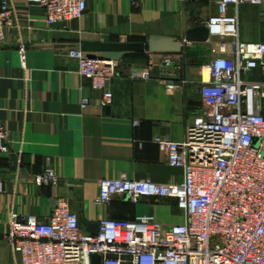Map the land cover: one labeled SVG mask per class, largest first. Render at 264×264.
<instances>
[{
  "label": "crops",
  "instance_id": "0c3cea01",
  "mask_svg": "<svg viewBox=\"0 0 264 264\" xmlns=\"http://www.w3.org/2000/svg\"><path fill=\"white\" fill-rule=\"evenodd\" d=\"M9 1L12 23L0 43V120L9 147L0 156V264L13 263L3 239L10 215L46 221L60 200L88 232L103 219L154 216L167 228L183 223L175 200L134 205L124 196L107 206L97 200L105 179L184 181V170L169 165L160 142L185 140L188 126L204 112L202 68L215 51L234 45L233 38L211 34L204 43L182 39L184 21L187 30L208 28L219 0H88L82 19L54 27L41 7ZM229 14L238 16L241 43H264V5L230 6ZM150 36L183 41V50L136 53L117 62V77L108 85L113 100L106 106L103 92L90 87L68 55L83 42H146ZM247 78L264 80L259 72ZM49 169L57 183L38 184L36 176Z\"/></svg>",
  "mask_w": 264,
  "mask_h": 264
},
{
  "label": "built area",
  "instance_id": "2783aa9c",
  "mask_svg": "<svg viewBox=\"0 0 264 264\" xmlns=\"http://www.w3.org/2000/svg\"><path fill=\"white\" fill-rule=\"evenodd\" d=\"M43 9L50 27L80 20L88 0H27ZM264 5V0H219V14L208 23L210 34L234 39L230 50L214 52L201 70L204 112L188 126L183 142L165 141L168 163L185 172L180 184H155L126 176L100 182L97 204L128 197L175 200L184 222L163 227L154 216L134 220L103 219L97 233L82 228L78 216L60 200L46 221L33 214H11L3 236L12 264H264V43L239 41L238 16L230 6ZM13 6L0 4V43L12 23ZM68 55L93 90L111 104L108 85L117 62L90 59L80 48ZM172 64V57L165 59ZM208 70L210 80L204 79ZM149 73L141 74L147 77ZM173 86H169L172 89ZM86 99L82 107L86 108ZM9 152L0 120V156ZM38 184H56L52 170L36 176ZM5 192L0 179V195Z\"/></svg>",
  "mask_w": 264,
  "mask_h": 264
},
{
  "label": "water",
  "instance_id": "95a60500",
  "mask_svg": "<svg viewBox=\"0 0 264 264\" xmlns=\"http://www.w3.org/2000/svg\"><path fill=\"white\" fill-rule=\"evenodd\" d=\"M185 18V17H184ZM210 37V30L205 27H196L187 30L184 21V32L182 39L184 42H207ZM183 41H178L174 38L150 36L146 42H83L81 50L87 54L90 59L104 62H120L125 57L136 53H167L180 54L183 50ZM89 232L97 233V226L93 225ZM94 257V263H99V259Z\"/></svg>",
  "mask_w": 264,
  "mask_h": 264
},
{
  "label": "bare ground",
  "instance_id": "6f19581e",
  "mask_svg": "<svg viewBox=\"0 0 264 264\" xmlns=\"http://www.w3.org/2000/svg\"><path fill=\"white\" fill-rule=\"evenodd\" d=\"M204 79H205L206 81H209V80H210V74H209V71H208V70H206V71L204 72Z\"/></svg>",
  "mask_w": 264,
  "mask_h": 264
},
{
  "label": "trees",
  "instance_id": "16d2710c",
  "mask_svg": "<svg viewBox=\"0 0 264 264\" xmlns=\"http://www.w3.org/2000/svg\"><path fill=\"white\" fill-rule=\"evenodd\" d=\"M132 55V54H131ZM130 56V55H129ZM128 57V56H127Z\"/></svg>",
  "mask_w": 264,
  "mask_h": 264
},
{
  "label": "rangeland",
  "instance_id": "374dc122",
  "mask_svg": "<svg viewBox=\"0 0 264 264\" xmlns=\"http://www.w3.org/2000/svg\"><path fill=\"white\" fill-rule=\"evenodd\" d=\"M6 232V231H5Z\"/></svg>",
  "mask_w": 264,
  "mask_h": 264
}]
</instances>
